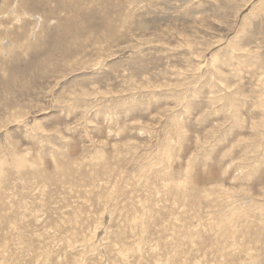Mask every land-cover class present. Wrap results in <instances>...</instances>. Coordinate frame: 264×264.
<instances>
[{
    "label": "rangeland",
    "instance_id": "1",
    "mask_svg": "<svg viewBox=\"0 0 264 264\" xmlns=\"http://www.w3.org/2000/svg\"><path fill=\"white\" fill-rule=\"evenodd\" d=\"M0 264H264V0H0Z\"/></svg>",
    "mask_w": 264,
    "mask_h": 264
}]
</instances>
